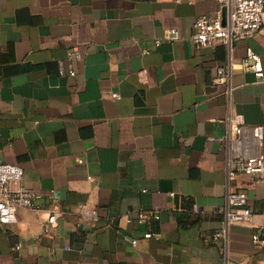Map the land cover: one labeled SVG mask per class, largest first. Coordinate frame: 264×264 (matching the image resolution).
Instances as JSON below:
<instances>
[{"label": "crops", "instance_id": "0c3cea01", "mask_svg": "<svg viewBox=\"0 0 264 264\" xmlns=\"http://www.w3.org/2000/svg\"><path fill=\"white\" fill-rule=\"evenodd\" d=\"M218 8L0 0V161L23 166L15 188L41 194L0 222V264H264V179L228 173L233 113L245 152L264 156V75L241 64L252 48L264 71V26L196 45L195 19ZM170 28L179 38L158 42ZM237 190L254 218L227 224Z\"/></svg>", "mask_w": 264, "mask_h": 264}, {"label": "built area", "instance_id": "2783aa9c", "mask_svg": "<svg viewBox=\"0 0 264 264\" xmlns=\"http://www.w3.org/2000/svg\"><path fill=\"white\" fill-rule=\"evenodd\" d=\"M219 8L214 13H202L195 19L191 35L192 41L199 46L214 43L231 45L234 41L252 36L264 26V0H218ZM179 32L170 28L166 34L158 39H178ZM242 66L254 71L257 76H263L261 56L252 48H248V58L242 61ZM74 73V72H72ZM229 73L225 66H219L216 79L218 82L228 80ZM112 97H118L115 92ZM229 124L234 133L230 154L228 158V173L230 176L238 172L253 174L256 180L264 179V156L260 153L248 154L243 148L245 119L243 114L236 112L228 116ZM259 138L263 136L261 128H255ZM24 176V168L20 164L0 161V222L3 224L15 223L18 220V210L32 207L41 196L31 188L21 185L17 188L14 182H19ZM227 224L237 222H251L254 218L253 210L248 206L246 191H229L227 205L223 208ZM98 210L85 211V216L96 217ZM154 212H140L142 217ZM64 214L61 210H53L48 215V223L55 225ZM158 215V214H155ZM222 233L216 232L215 237ZM146 236L152 235L146 233ZM256 243L263 245L264 238L259 234L254 235ZM134 242L137 239L133 240Z\"/></svg>", "mask_w": 264, "mask_h": 264}]
</instances>
